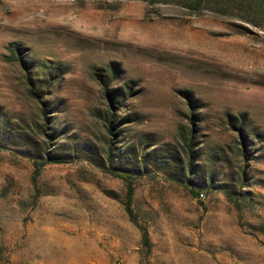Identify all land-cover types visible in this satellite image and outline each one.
I'll return each mask as SVG.
<instances>
[{
	"label": "rangeland",
	"instance_id": "rangeland-1",
	"mask_svg": "<svg viewBox=\"0 0 264 264\" xmlns=\"http://www.w3.org/2000/svg\"><path fill=\"white\" fill-rule=\"evenodd\" d=\"M221 4L195 14L145 0H0L7 258L264 264V0ZM111 67L108 85L124 87L114 109L96 73ZM112 170L133 175L154 241L147 262L128 181Z\"/></svg>",
	"mask_w": 264,
	"mask_h": 264
},
{
	"label": "trees",
	"instance_id": "trees-1",
	"mask_svg": "<svg viewBox=\"0 0 264 264\" xmlns=\"http://www.w3.org/2000/svg\"><path fill=\"white\" fill-rule=\"evenodd\" d=\"M148 1L150 3H160V2H165V3H176V4H180L185 6L186 8H188L190 11H192L193 13H202V11L205 8H212L215 10H222V0H145ZM227 1V0H226ZM230 3V2H229ZM240 7L242 8H247L245 6V3L241 2L240 3ZM226 7L223 8V11H226ZM261 13H264V10H261ZM254 21L256 23H259V21H257L256 19H254ZM10 50L12 51H16L19 58L26 63L29 66V59L27 57H25V52L22 49V45L17 42V41H11L8 44ZM111 71H113V73L116 72V68L115 67H111L109 69V71L104 72V71H96L97 74H99L101 77L104 78V84H106V97L108 100V105L110 109H114L115 107H117V103L119 102V95H123L124 94V87L119 86V87H114L111 88L108 85V81L109 78L111 77ZM42 81V83H41ZM36 82H40V86H43L46 84H48L47 82L44 81V79H42L41 76H37ZM127 86L132 87V85H130L129 82H127ZM41 88V87H40ZM35 92V89H34ZM193 104V103H192ZM113 113V112H112ZM108 114L109 111H108ZM196 116V111H192V119L194 121V117ZM232 123L237 125L239 130H240V134H242L244 136V140L243 143L244 145L247 144V139H246V134L244 133V126L243 123L238 124L237 121V117H232ZM108 121H109V125L108 128L110 130L111 133L116 134V130H115V124H114V119L111 115H108ZM189 145V149H193L191 146V142L188 143ZM246 149V148H245ZM34 164L37 165L38 161L37 159L34 160ZM40 164V163H39ZM189 167L192 168V161L189 162ZM39 169V168H38ZM111 170V169H110ZM113 171V170H112ZM115 174L121 175L123 176L127 181H128V191H127V199H126V209L129 213L130 219L137 224V226L140 228L141 231V246H140V250L142 252V258L147 259L148 256L151 254L152 250H153V246H154V241L151 235V231L149 228V225L140 218L139 213H137V211L134 209L133 207V193H134V187H133V181H132V173L130 172H119V171H113ZM191 190L193 192H196L198 195L200 193V191L194 187H191ZM7 252L5 251V247L3 246V244L0 242V263L3 262L4 264H15L10 258L6 257ZM147 262V261H146ZM2 264V263H1Z\"/></svg>",
	"mask_w": 264,
	"mask_h": 264
},
{
	"label": "built area",
	"instance_id": "built-area-1",
	"mask_svg": "<svg viewBox=\"0 0 264 264\" xmlns=\"http://www.w3.org/2000/svg\"><path fill=\"white\" fill-rule=\"evenodd\" d=\"M198 196L199 197H203L204 196V193L203 192H200V194Z\"/></svg>",
	"mask_w": 264,
	"mask_h": 264
}]
</instances>
